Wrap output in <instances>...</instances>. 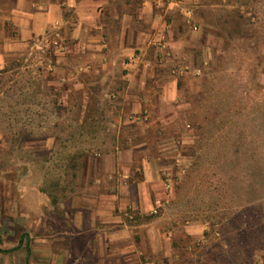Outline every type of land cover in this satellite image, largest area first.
I'll use <instances>...</instances> for the list:
<instances>
[{
    "label": "rangeland",
    "instance_id": "1",
    "mask_svg": "<svg viewBox=\"0 0 264 264\" xmlns=\"http://www.w3.org/2000/svg\"><path fill=\"white\" fill-rule=\"evenodd\" d=\"M205 1L195 32L175 19L179 34L162 62L155 45L143 55L153 62L146 88L167 98L132 116L105 96L100 69L66 54L65 40L14 50L1 41L0 199L24 204L37 183L64 198L78 189L84 158L145 143L171 168L172 202L151 217L172 232L178 258L264 264V0ZM189 225L203 229L200 238L186 234Z\"/></svg>",
    "mask_w": 264,
    "mask_h": 264
},
{
    "label": "crops",
    "instance_id": "2",
    "mask_svg": "<svg viewBox=\"0 0 264 264\" xmlns=\"http://www.w3.org/2000/svg\"><path fill=\"white\" fill-rule=\"evenodd\" d=\"M205 5V0H0V43L14 50L33 40L47 39L59 47L65 40L66 54L82 53L87 58L84 69H100L105 96L127 104L128 112L120 114L132 116L146 112L152 98H167L146 88L151 81L146 71L153 62L143 55L155 45L162 62L175 46L172 37L179 34L175 19L181 16L184 26L195 32L196 11ZM147 147L144 143L124 153L84 158L80 185L76 191L69 187L64 198L37 183L32 192L26 191L24 204L12 195L0 199V250L12 253L10 258L0 256L2 261L186 264L175 253L172 232L151 217L172 202L174 180L171 168ZM202 230L185 227L194 238Z\"/></svg>",
    "mask_w": 264,
    "mask_h": 264
},
{
    "label": "built area",
    "instance_id": "3",
    "mask_svg": "<svg viewBox=\"0 0 264 264\" xmlns=\"http://www.w3.org/2000/svg\"><path fill=\"white\" fill-rule=\"evenodd\" d=\"M165 47H166L165 44H161V45H160V48H161V49H165Z\"/></svg>",
    "mask_w": 264,
    "mask_h": 264
},
{
    "label": "trees",
    "instance_id": "4",
    "mask_svg": "<svg viewBox=\"0 0 264 264\" xmlns=\"http://www.w3.org/2000/svg\"><path fill=\"white\" fill-rule=\"evenodd\" d=\"M198 157V155L195 156V158Z\"/></svg>",
    "mask_w": 264,
    "mask_h": 264
}]
</instances>
